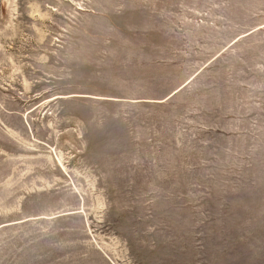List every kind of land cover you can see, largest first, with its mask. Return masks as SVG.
Masks as SVG:
<instances>
[{
    "label": "rangeland",
    "instance_id": "obj_1",
    "mask_svg": "<svg viewBox=\"0 0 264 264\" xmlns=\"http://www.w3.org/2000/svg\"><path fill=\"white\" fill-rule=\"evenodd\" d=\"M0 264H264V0H0Z\"/></svg>",
    "mask_w": 264,
    "mask_h": 264
}]
</instances>
